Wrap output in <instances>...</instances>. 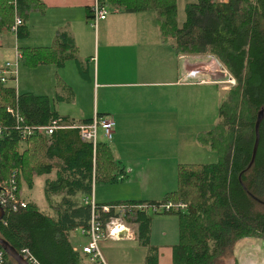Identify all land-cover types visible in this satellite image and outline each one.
Wrapping results in <instances>:
<instances>
[{"label":"trees","instance_id":"16d2710c","mask_svg":"<svg viewBox=\"0 0 264 264\" xmlns=\"http://www.w3.org/2000/svg\"><path fill=\"white\" fill-rule=\"evenodd\" d=\"M106 3L125 12L152 10L159 38L175 56L212 58L234 80L229 89L220 90L222 98L214 124L194 136L198 145L215 153L216 160L177 164L174 189L160 199L186 203L185 210L171 213L178 226L177 242L171 246V264H214L239 239L264 240V0L187 2L180 24L176 20V0ZM42 11L39 0H0V32L11 26L16 15L21 24L16 27L15 37L26 38L24 22L29 13ZM18 51L24 66L60 67L66 59L75 58L76 48L65 32L56 31L49 46H24ZM77 68L85 77L80 65ZM6 83L0 82V181L15 170L19 197L22 181L30 187L34 176L53 171V177L45 179L42 187L53 215L39 211L30 201L15 212L4 208L0 238L18 252L26 248L40 264H83L72 250L68 235L76 228L87 227L90 207L78 203L75 196L90 197L93 182L113 181V173L122 170L104 142L96 143L92 155L91 145L80 141L75 129H57L48 136L34 133L20 139L7 107L16 112L20 124L43 125L56 117L73 121L60 117L46 95L17 93ZM258 113V143L247 166ZM53 195L58 196L55 202ZM153 202L158 201L106 204ZM112 215L102 214V224ZM150 217L137 210L122 216L124 222L136 224L135 238L146 249L143 264H157V249L148 241ZM3 264L15 263L3 253Z\"/></svg>","mask_w":264,"mask_h":264},{"label":"crops","instance_id":"0c3cea01","mask_svg":"<svg viewBox=\"0 0 264 264\" xmlns=\"http://www.w3.org/2000/svg\"><path fill=\"white\" fill-rule=\"evenodd\" d=\"M39 1L43 4V11L29 13L24 22L28 34L20 40V47L49 46L56 31H60L71 38L76 48L75 58L66 59L60 67L54 64L27 67L19 61L21 67L17 66L15 91L46 95L55 108L59 105L75 107L65 112L54 108L68 121L83 122L94 115L109 116L113 120L111 139L106 141L99 133L98 142L109 147L118 169L122 170L113 173V181L119 180L120 183L93 182L91 197L95 203L162 201L164 193L174 189L176 165L187 161L180 160V157L194 151L189 142L180 146L182 133L171 129L170 122L174 121L179 110L178 87L212 84L219 91L226 90V87L210 83L209 79L199 78L196 80L199 83L189 80L201 74L209 77L204 71L190 73L197 62L216 61L201 55L175 56L170 46L160 40L154 14L145 13L149 10L125 12L118 9L92 27L88 22L87 0ZM13 35L6 29L0 32V48L5 56L13 55L16 42ZM78 65L85 77L79 75ZM134 89L140 91L138 95L134 91L129 93V97L135 99L133 105L136 108L133 110L128 104L130 98L123 92ZM164 97L169 122L162 124L160 111ZM194 143L197 144L195 140ZM52 177L53 171L34 176L30 187L22 181L20 187L24 185L27 190L23 194L20 188L19 197L33 202L39 211L53 215L43 193V209L31 199L30 194L36 183L42 190L44 180ZM57 199V195L52 196L54 202ZM75 199L82 203L84 196L77 194ZM150 215L148 241L157 249V264H171V246L176 244L178 237L177 218L171 213ZM119 222L126 231L117 238H104L99 242L106 263L143 264L146 249L135 238L136 224L123 219ZM68 239L82 263L92 264L80 253L81 246L87 241L80 227L70 231Z\"/></svg>","mask_w":264,"mask_h":264},{"label":"built area","instance_id":"2783aa9c","mask_svg":"<svg viewBox=\"0 0 264 264\" xmlns=\"http://www.w3.org/2000/svg\"><path fill=\"white\" fill-rule=\"evenodd\" d=\"M14 0H12L13 2ZM88 1V22L92 27H96L98 21L104 19L109 13L117 11L119 8L107 5L106 0H87ZM21 24V20L18 16H14L13 23L6 29L15 35L16 27ZM13 61H5L3 66L0 67V82L6 83L8 81L16 82L17 66L20 61V52L14 47ZM222 70L223 74L227 75L226 80L230 85L234 84L233 78L227 73V71L218 65ZM194 70V69H193ZM195 71V70H194ZM190 73H194L190 71ZM205 80H200L204 82ZM209 82V81H208ZM213 84H219V81H210ZM16 84V83H15ZM15 89V88H14ZM6 111L14 116V129L18 132L20 139H25L27 136L34 133H40L45 136L50 135L57 129H75L80 141L89 143L91 145L92 155L94 154V148L98 142V133L104 139L110 140L113 120L109 116L94 115L88 122H64L59 117L50 119L46 124L43 125H28L20 124L19 117L12 108L7 107ZM2 127L0 125V135L2 134ZM16 171L12 170L9 176L0 181V206L9 209L11 212L17 211L19 208L25 207V201L17 196V181ZM83 204H89L90 217L85 229L80 228L81 231L86 235L87 241L85 245L81 246L80 253L85 255L88 261L92 264H107L103 254L99 247L100 240L104 238H117L121 233L126 231V228L122 226L119 221H122V216L131 211L137 210L146 214H157V213H172L177 211H183L186 209V203L182 201L173 202L171 200H162L153 203H137V204H100L96 206L92 197H84ZM112 212L113 215L102 224L100 216ZM118 228L115 229V227ZM3 251L0 248V264H3ZM19 254L29 264H40L26 248H22Z\"/></svg>","mask_w":264,"mask_h":264},{"label":"rangeland","instance_id":"374dc122","mask_svg":"<svg viewBox=\"0 0 264 264\" xmlns=\"http://www.w3.org/2000/svg\"><path fill=\"white\" fill-rule=\"evenodd\" d=\"M195 0H176V20L177 23L180 24L184 18V11L183 7L184 4L187 2H193ZM146 14H154L152 10L145 12ZM143 15V14H141ZM96 31V30H95ZM13 35L12 32L9 31ZM14 38V35H13ZM16 39L15 47L21 46L22 41L21 39ZM14 39V40H15ZM17 45V46H16ZM14 49V48H13ZM5 53L0 48V67L3 66L4 61L7 60L9 62L13 61V55L5 56ZM209 62H213V64H209ZM205 65L207 68L205 69ZM21 67V64L18 63V68ZM191 69L194 73L206 72V74L197 75L194 78H189L190 81H196L200 79H209L211 81H219L217 84L218 87H226L229 89L232 85L228 84L227 82L221 81L226 80L227 75L223 74L222 70L216 63L212 61H200L197 62L196 66ZM174 80L171 79V81ZM187 80V79H186ZM166 82V78L164 79ZM207 82V81H205ZM16 83V82H15ZM8 81L6 84L17 88V85ZM195 83H199L196 81ZM166 90V88H165ZM130 91H134L138 95L140 90H125L123 93L126 97H129ZM142 93V92H141ZM178 97V114L175 116L176 120L171 123V129L174 131H180L182 133L180 139V146L183 143L185 145L189 142L191 146L194 147V151L186 152V155L180 157V160L190 163H211L216 160V155L214 152L204 148L198 144L194 143L193 136H195L196 132L200 130H206L210 128L214 122L216 121V108L219 101L222 98V94L214 85H194L190 86L189 88H184L183 86L178 87V93L176 94ZM130 98V97H129ZM135 99L129 100L128 104L131 106L133 110L136 108L133 105ZM55 108L54 106H52ZM98 108H101L99 104H97ZM109 107V104L106 105V108ZM75 107L66 106V105H59L55 109H58L60 112H65L66 110L72 109ZM139 109L142 107H138ZM161 117L163 119V123L165 124L169 122V115H168V107L166 105V97H164V106L161 108ZM99 133H101L99 131ZM98 133V136H99ZM112 136V134H111ZM106 140V139H105ZM109 141V140H106ZM114 182V183H113ZM112 183L119 184L120 181H113ZM173 185H170L172 188ZM21 191L24 194L26 192V187L22 185ZM165 188V187H162ZM31 199L34 200L40 209H43L42 203V190L39 187V183L30 189ZM123 246V245H121ZM109 250V249H108ZM126 255V253H124ZM114 255V254H113ZM214 264H264V240L259 237H250V238H242L233 243L229 250H227L223 255L219 256Z\"/></svg>","mask_w":264,"mask_h":264},{"label":"water","instance_id":"95a60500","mask_svg":"<svg viewBox=\"0 0 264 264\" xmlns=\"http://www.w3.org/2000/svg\"><path fill=\"white\" fill-rule=\"evenodd\" d=\"M260 117L261 116L258 113L254 121V124H253V144H252L250 159H249L247 166H249L252 163V160H253V157L256 151V147L258 143V125H259ZM2 216H3V209L0 206V220ZM0 248L9 258H11L14 261L15 264H29L27 263L25 259H23V257L19 254L18 251H16L12 246H10L2 238H0Z\"/></svg>","mask_w":264,"mask_h":264},{"label":"bare ground","instance_id":"6f19581e","mask_svg":"<svg viewBox=\"0 0 264 264\" xmlns=\"http://www.w3.org/2000/svg\"><path fill=\"white\" fill-rule=\"evenodd\" d=\"M118 228V226L115 227V229Z\"/></svg>","mask_w":264,"mask_h":264}]
</instances>
